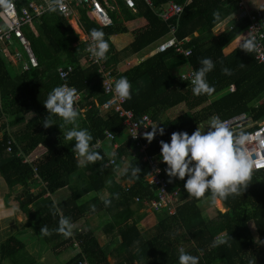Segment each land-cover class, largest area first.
I'll return each instance as SVG.
<instances>
[{
  "label": "trees",
  "instance_id": "trees-1",
  "mask_svg": "<svg viewBox=\"0 0 264 264\" xmlns=\"http://www.w3.org/2000/svg\"><path fill=\"white\" fill-rule=\"evenodd\" d=\"M133 1L134 13L126 8L123 0H107L106 6L102 2L112 21L108 27L90 20L87 16L90 10L83 6L73 8L69 18L49 10L36 17L31 11L37 33L28 26L23 31L39 66L23 71L21 65L16 66L0 56V175L10 191L21 189L19 210L26 219L23 231L33 229L56 257L66 248L77 251L66 264H179L181 249L198 256L199 264H264V170H253L250 184L242 195L222 201L226 211H218L212 219L202 215L200 210L201 204L211 201L209 194L197 200L184 189L187 177L185 180L173 178L169 189L180 190L182 204L174 215L166 209L154 211L153 226L148 232L139 229V223L146 217L140 212L144 209L142 200L155 198L145 181L150 168L148 163L142 162V157L145 154L152 157L168 182L159 139L170 143L173 132L191 135L197 126L206 130L213 115L226 121L246 114L254 124L264 121V63L257 62L254 51L248 54L239 45L226 53L239 34L248 28L247 18L235 19L224 33H215L232 14L234 18L239 14L240 0H152L153 9L141 0ZM242 1L249 12L264 5V0ZM31 2L42 4L41 0H20L17 2L19 15ZM172 2L182 5L183 11L165 21L159 14ZM261 11L264 23V7ZM72 16L78 19L85 36L90 37L92 29L105 33L110 45L105 71L111 72L115 81L127 77L132 85V98L123 108L132 111L134 119L148 115L154 123L160 122L157 128L165 129L163 136L157 135L150 143L144 139L143 142L149 143L144 153L138 152L125 134L123 119L113 110H102V105L112 96L105 93V78L99 65L89 59V43L72 28ZM170 24L177 25L179 41L190 39L185 45L192 51L188 58L174 49L163 53L155 51L154 46L170 36ZM128 33L133 35V40L117 49L112 37ZM145 50L149 51L140 62L123 74L118 73L120 62L139 56ZM202 58H211L215 64L213 71L207 74V82L215 88L211 96L194 95L193 86L181 83V76L187 72L174 74L177 66L186 65L188 71L197 69ZM67 65L72 67L67 85L81 94L78 122L92 134L94 150L103 157L87 166L79 163L80 158L73 151L75 141L65 139L70 125L59 128L63 121L53 116L56 125L42 126L48 115L43 103L49 92L62 84L57 68ZM11 68L20 74L12 75ZM222 68L230 69L232 74H223ZM232 87H235L233 93L230 92ZM183 107L182 114L169 115ZM164 115L167 116L160 119ZM106 131L112 134V139L106 136ZM123 135L126 138H122ZM99 140L102 144L97 147ZM9 141L12 142L11 153L7 151ZM26 158L30 163L24 164ZM112 158L116 165L107 166ZM125 166L122 179L132 183L122 186L117 175ZM135 166L140 169L139 179L131 176ZM64 189L70 194L56 203L54 196ZM104 190L109 194L106 198L100 196ZM135 198L139 201L135 202ZM104 200H110V205L106 207ZM54 202L73 224L84 220L85 229L74 228L71 237L56 232L60 215L52 214ZM93 206L95 211H92ZM94 217L98 218L96 228L91 227L90 218ZM251 222L261 238L259 242L253 237ZM44 226L52 235L40 233ZM98 232L111 240L102 245ZM226 237H230L226 244L213 246L214 240ZM22 251H25L24 243L19 237H11L0 247V261L33 264L34 260L17 257ZM109 258L114 263H110Z\"/></svg>",
  "mask_w": 264,
  "mask_h": 264
},
{
  "label": "clouds",
  "instance_id": "clouds-1",
  "mask_svg": "<svg viewBox=\"0 0 264 264\" xmlns=\"http://www.w3.org/2000/svg\"><path fill=\"white\" fill-rule=\"evenodd\" d=\"M13 7V0H0V8L8 10ZM47 8L51 12L58 10L64 12L67 10V4L65 0H47ZM217 18H219L218 15ZM230 19L233 21L234 14H232ZM90 38L91 43L87 51L97 62L106 61L110 45L109 41L105 39V33L102 30L92 29ZM238 39L240 41L239 48L248 54L257 48L255 38L250 37L249 33L247 36L239 34ZM241 66L243 67L244 65L241 64ZM214 68L215 64L211 58H202L200 60V66L192 72L193 79L191 83L194 95L211 96L215 92V88L207 82V74L213 71ZM221 71L225 75L232 74V71L228 68H222ZM113 90L115 95L121 100L127 101L132 98V85L127 77H121L116 80ZM78 97V90L67 84L52 89L43 103L48 115L44 118L42 126L49 128L56 125L53 116L62 119L63 123L59 125V128L70 125V129L64 134L65 139L75 141L73 151L80 158L79 163L87 166L89 163L102 160L103 157L94 150L92 134L88 129L81 128L78 122L80 110L75 107ZM151 128L152 131L146 132L143 137L149 143L156 135L163 136L165 132L164 128H157V125ZM109 135L112 134L109 133ZM246 141L247 137L245 134H235L226 121L215 115L210 117L206 130L203 126H197L191 135L187 132H173L170 137V143L163 140L159 142L161 161L167 165L165 171L169 177L168 182L172 183L173 178L185 180V177H187L184 184L187 194L197 200H201L208 193V198L212 203L225 201L229 197L241 196L250 184L253 171V161L246 149L242 147ZM131 176L134 179H139L140 169L136 166L133 167ZM110 203V200H104L106 207ZM92 211H95V206L92 207ZM52 214L60 215L58 227L55 231L65 237H71L74 225L69 217H65L62 214V210L55 202L52 206ZM40 233L43 236L52 235V231L47 226L40 228ZM228 239L230 237L217 238L214 240L213 246L226 244ZM179 264H199V257L188 254L181 249Z\"/></svg>",
  "mask_w": 264,
  "mask_h": 264
},
{
  "label": "built area",
  "instance_id": "built-area-1",
  "mask_svg": "<svg viewBox=\"0 0 264 264\" xmlns=\"http://www.w3.org/2000/svg\"><path fill=\"white\" fill-rule=\"evenodd\" d=\"M20 0H13L14 7L8 10L0 8V56H3L12 62L14 65H21L23 71H29L30 68H37L39 66L36 55L34 54L29 40L24 34V27H29L35 33V27L33 24V15L31 11L35 13L36 17L41 16L47 8V0H41L42 4L31 2L27 8L22 10L21 15H19L17 10V2ZM148 8L153 9L152 0H141ZM108 5L107 0H65L67 4V10L64 12L57 11L64 17L69 18L72 15V9L79 6L87 7L90 11L88 13V18L96 22L101 27H108L112 24L111 17H109L107 10L103 6ZM190 2V1H189ZM124 5L127 9L136 12L135 4L133 0H123ZM240 6V19L247 18L250 22L248 28L243 33L247 36L248 33L250 37H254L257 42V48L254 50L255 59L258 63H264V23H263V13L261 6L257 8L254 12H248L243 4L242 0L239 1ZM183 6L178 5L174 2L163 7L162 12L159 14L165 21H170L183 11ZM74 20L78 24V19L71 17V21ZM171 32L170 36L162 39L155 46V51L159 53L167 52L172 49L176 50L177 53L188 58L192 51L191 49H186L185 45L189 42V38L179 41L176 35L177 25L170 24ZM17 39V41H13ZM85 42L91 43L90 37H83ZM19 47V49H17ZM17 49V50H16ZM25 52V54L20 50ZM13 50V51H12ZM88 52V51H87ZM89 53V52H88ZM89 59L92 63L98 64L100 67V73L103 74L105 78L104 89L107 95H111V100L109 99L102 105V110H113L118 114L120 118L123 119L122 125L125 128V134L133 142L138 152L144 153L149 147L148 142L144 141V134L146 132L152 131V126L154 122L150 119L148 115H143L139 120L134 119L132 111L123 108L125 100L119 99L114 93L115 78L112 73L105 71L106 61L102 60L97 62L94 57L89 53ZM192 72L190 70L186 74L181 76V83H188L191 86L192 83ZM72 74V67L70 65L58 67L57 75L59 80L62 82L61 85L67 84L69 77ZM235 87L230 89L233 93ZM81 100V94L79 93L78 100L75 107L79 109V102ZM2 108V99L0 96V110ZM227 125L234 133L244 132L247 141L242 146L246 149L247 153L250 155L253 161V170H264V121L261 123L254 124L251 119L247 117L246 114L239 115L234 118L226 120ZM110 132L106 131L105 134L108 138L112 139L113 136L109 135ZM157 137V135L155 136ZM161 140H158V145ZM101 140L98 141L97 147L101 145ZM117 146V145H116ZM240 147V146H238ZM7 151L12 152V142L7 143ZM134 155V154H133ZM142 162L148 163L150 168L149 174L145 177V181L148 186L154 191L155 198L143 199L142 205L151 211H160L161 209H166L169 214L174 215L177 208L181 205L180 202V190L169 189V182H167L161 175V170L156 166L155 160L145 154L142 157ZM30 163V159H24V164ZM116 162L112 158L108 166H115ZM36 172V171H35ZM37 178V176L35 177ZM135 202L139 199L135 198ZM87 264V263H80Z\"/></svg>",
  "mask_w": 264,
  "mask_h": 264
},
{
  "label": "rangeland",
  "instance_id": "rangeland-1",
  "mask_svg": "<svg viewBox=\"0 0 264 264\" xmlns=\"http://www.w3.org/2000/svg\"><path fill=\"white\" fill-rule=\"evenodd\" d=\"M240 12L239 14L233 19V21L235 19H240ZM233 21L230 19L229 21H226L225 23L221 24L219 27H217L215 29V33L216 35H220L221 33H224L230 25L233 24ZM136 23L132 26L129 27L130 29L135 27ZM239 43L237 44H233L232 47L226 49V53H230L232 50H234L236 47H238ZM155 47V46H154ZM19 49V47L17 48ZM16 49V50H17ZM151 49H153V46L151 47ZM13 51V50H12ZM149 50H145L143 51L139 57L144 56L146 53H148ZM188 68L187 66L183 65V67H175L174 68V74L178 75L182 72H187ZM11 74L14 76L19 75V71L17 70H13V68H11ZM178 111L176 112H172L169 113L170 116L172 117H176V115L178 114H182L183 112H185V108H180L177 109ZM176 114V115H175ZM167 115L162 116L160 119H164ZM155 125H160V122H155ZM122 140V138H120ZM70 194V191L68 189H64L62 190V192L58 195V197H65L67 195ZM57 195H56V199H58ZM202 206H200V210L201 213H203L202 215H204L205 217H208L209 219H212L214 217H216L218 211H225V207L223 206L222 202H218V203H212L211 201H207L206 203L201 204ZM147 209L142 210L143 212H146ZM141 211V212H142ZM149 213V212H148ZM152 214V213H149ZM149 218H145L144 220H142L139 223V229L141 231H146L148 232V230L153 226L154 222H155V217L152 215H149ZM91 219V227L92 228H96L97 226V217L95 218H90ZM83 229H85V226L83 225ZM250 227H251V231L253 233V237H255V241L257 242L259 239V236L257 235L256 231H255V226L253 224V222L250 223ZM23 228H19L18 230H20V233L15 234V237H19V239L24 243L25 245V251L21 252V255L19 253V255H17V257L19 259L22 258V256L26 257L25 253H30L29 255V259L31 261H33V264H66L70 259H72L75 256V253H77V251H75L74 249L71 248H66L62 251L61 255L56 257L53 255V252L49 251L50 247H48L45 243H43L41 240H39L36 235L34 234V230H24ZM99 236H100V242L102 245L107 244L110 240L111 237L109 236H104L103 233L98 232ZM103 235V236H102ZM112 251V249H111ZM31 256V257H30ZM28 259V257H27ZM29 261V260H28ZM110 263H114V260L112 258H109ZM35 262V263H34ZM0 264H9V262L7 261H0Z\"/></svg>",
  "mask_w": 264,
  "mask_h": 264
},
{
  "label": "crops",
  "instance_id": "crops-1",
  "mask_svg": "<svg viewBox=\"0 0 264 264\" xmlns=\"http://www.w3.org/2000/svg\"><path fill=\"white\" fill-rule=\"evenodd\" d=\"M70 24L75 31L80 33L81 38L85 37L84 33H82V31L80 30L79 25L75 23L74 20H72ZM132 40H133V35L130 33L125 34V35H116L112 37V42L117 49L125 47ZM236 43L237 44L240 43L239 39L235 42V44ZM20 50L22 51V49ZM22 52L25 54L24 51ZM146 55L147 53L144 56ZM144 56L139 57V56L134 55V56H131L123 60L117 65L118 73L123 74L124 72L128 71L129 68L133 67L136 63L140 62ZM1 136H2V133L0 134V137ZM122 138H126V136L123 135ZM121 141H123V139ZM121 143L122 142L119 141L118 145H120ZM124 170H126V166L122 168L121 172L117 176H118V181L120 182V184L122 186H125V185L127 186V185H130L132 182L128 179H125V180L122 179ZM0 185H2L0 186V247H1V245L4 242H6L9 238L14 237L16 236L15 234L20 233V230L18 229L24 227L26 223V219L24 217V214L19 210V206H20V202H19L20 196L19 195L21 193V189L17 188V189H14V191H10L6 181L1 177V175H0ZM61 192L62 190L56 194L57 197ZM56 195L54 196V200L56 201V203L66 198L65 196L62 198L58 197V199H56ZM100 196L102 198H106L109 196V194L106 190H104L100 194ZM144 209H147V208L144 207ZM144 209H141L140 212ZM146 211L147 213L144 212L146 214L145 218H149L150 217L149 215L154 216L152 211L148 209ZM148 212L152 214H149ZM73 225H74V228H84L83 225L86 226L84 220L78 223H75ZM29 255L30 253H26V258L27 257L29 258Z\"/></svg>",
  "mask_w": 264,
  "mask_h": 264
},
{
  "label": "bare ground",
  "instance_id": "bare-ground-1",
  "mask_svg": "<svg viewBox=\"0 0 264 264\" xmlns=\"http://www.w3.org/2000/svg\"><path fill=\"white\" fill-rule=\"evenodd\" d=\"M243 2V1H242ZM243 4H244V2H243ZM245 5V4H244ZM245 8H246V6H245ZM246 10H247V8H246ZM248 11V10H247ZM249 12V11H248Z\"/></svg>",
  "mask_w": 264,
  "mask_h": 264
}]
</instances>
